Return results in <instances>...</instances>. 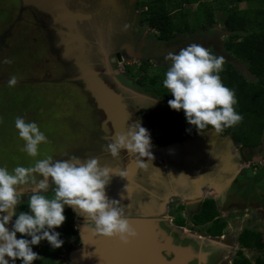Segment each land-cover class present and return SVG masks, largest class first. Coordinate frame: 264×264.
<instances>
[{
    "label": "flooded vegetation",
    "instance_id": "obj_1",
    "mask_svg": "<svg viewBox=\"0 0 264 264\" xmlns=\"http://www.w3.org/2000/svg\"><path fill=\"white\" fill-rule=\"evenodd\" d=\"M68 6L73 11L75 9L78 11H82L84 14L93 15L92 19L85 24V28L94 29L97 34L101 36V38L105 39V46H103L105 53L99 54L98 57V68L100 69L102 74H107L113 77L115 75V72L113 70L109 71L106 63L110 62L109 65H114L116 63L121 64L122 62L126 61L127 56L137 59L141 62V64H147L152 60H156L160 62L163 67H167V63L171 62L165 59L167 54L166 56H161L160 53L163 46H168L167 43L172 42L173 39L166 41L161 39L160 37L154 38L148 32H146L148 34L143 35L142 26L140 23V21L142 22V17L136 11V1L69 0ZM22 25H25V28L27 29H24ZM54 25L55 21L49 14L40 11L35 7L26 6L23 3V0H0V97L8 95V93L14 89H17L19 90L18 92L22 93L27 87H32L33 89H35L38 86L53 84L71 86L75 90V95L71 97V101H69L70 103H68V106L57 108V106L49 105L45 107L47 109L45 114L51 115L49 120L55 117V120L52 121L53 124L67 123L70 124L73 128L71 130H69V128H62V130H68V139L71 143V146L61 156L55 155L53 159L67 160L70 158V156L76 155L83 161L87 158L98 157L101 166L110 168L112 170V173L114 174L112 176L110 185H108L106 188L107 196L110 199L119 200L120 203L124 206L132 204L130 212H128L126 209V213L131 219L130 223L135 226V224H138L139 221H142V219H144V217L142 216V211L149 205H151L152 200L149 199V197L153 198V195L149 192L141 191L140 193L136 192L131 201H126L124 199L121 200L119 193L128 184V181L125 177L121 178L117 174L121 170H126L128 174V168H135L136 158L129 154L127 151H121L119 158L116 159L113 158L110 153L104 151V147L110 140H112L109 139L108 134L109 130L112 131V127L110 123L106 122V114L102 110L98 109L97 105L94 103L91 97L84 93V91H82L78 85L70 82L61 83L56 81L63 78L64 76L71 75L74 72V69L62 60V51L59 47L60 38ZM34 29L41 30V37L35 31L36 34H33L30 40L31 44H28V42H25L23 39L25 38L26 33L29 30L31 31ZM28 34L31 36V33L28 32ZM216 43L217 42H214V40L208 39L207 37L206 39H202L200 37L199 40L193 39L190 43L188 42L186 43V45H182L180 49L185 48L191 44H200L203 46H209L212 50H215V53H219L218 45H216ZM180 49H178L176 53H178ZM4 53H7V55H4ZM49 56L53 58L52 61H50ZM4 58L10 59L12 63H4ZM33 64L35 68H33ZM170 66L171 64H169V67ZM39 69H41L42 71ZM110 72L113 74H111ZM13 75L17 76L18 83L14 87H9L8 81ZM111 77L105 76L104 80L116 92L122 93L127 103L129 104V109L132 112L133 117L140 114L138 110H140L143 106L153 107L151 105L154 103L153 96L144 93V91L142 90H140L138 93L137 91L133 90V88L131 90H127L129 94L127 96L117 89V83L114 81L115 78L113 77L114 79H112ZM119 77L121 79L122 75ZM46 90V88H43L41 89L40 93L46 95L47 92H49L56 97L61 94L60 91ZM79 91L84 96L83 103H80L77 98L74 99V97L80 94ZM40 93L37 95H29L28 98L31 100H35L39 96H41ZM150 101H152V103ZM2 108L3 107L0 105V114L2 113ZM36 108L43 109L42 106H38ZM63 111L65 112V114H63ZM68 113L70 114V116L68 115ZM73 115L74 123L72 122ZM76 118L78 119L77 121ZM141 121V126L146 128L150 133L152 142L151 151L153 153L154 159L152 161V164L151 162H148L149 166L147 170L141 168L138 169L135 179L142 185H144L145 188L150 189L149 191L154 189L149 188L146 184L148 182L151 183L153 180H157V182L159 180L167 181L169 184L172 183V185L177 186L181 184L180 180H184L185 178L188 179L193 176H202L203 178H205L208 176V172L211 173L214 171V167L210 166L211 168L209 167L208 169V165L215 163V160L220 159V156L222 155L219 149L211 152V155L205 154L202 151L203 148L200 147L202 142L201 140L207 137L204 132L201 134L200 131H197L193 136L194 141H198L200 144L196 142L195 144L193 143L194 146L191 148L175 152L174 149L177 145L173 144L168 146H161L158 141L161 133L160 131L158 132L157 127H155L153 124H147L143 122V120ZM42 124L43 121H41L39 126L41 132H43ZM110 134L112 135V133ZM170 146L173 147L169 151L163 152L162 148H168ZM240 152L241 151H239V153ZM212 153L214 154V156L212 155ZM242 154L244 156V159L248 160L247 162H250L252 160V157L248 156L246 150H242ZM142 159L145 163L147 162V157H144ZM234 160L235 159L233 158L232 162H234ZM236 163L239 164V161ZM156 168H158L159 170ZM249 169H252L251 165L247 166V170ZM130 171L133 172L136 170L131 169ZM36 175L38 179H43V177H39L38 174ZM24 186H29L31 188V185ZM52 187L55 186L53 185ZM232 188L230 190H232ZM179 189L183 194L184 192H191L190 189L183 186H180ZM50 193L54 192L50 190ZM176 198H180V200H182V203L185 205L187 210H192V208H196L197 206H200L202 204L201 200H198L197 203L188 205L187 201H184L182 196H177ZM222 199L223 198L221 197V200ZM161 217L162 216L158 215L157 213H151L150 218L147 217V220H155L157 218L162 219ZM78 218H83V216H78ZM165 219L166 218L162 219V227H164V224H170V222ZM77 220L78 219L76 218L75 222ZM217 220L219 219L217 218ZM172 221L175 222L177 221V219L174 218ZM77 225L79 229L77 235L75 237L73 236L72 243L74 244L75 241H78L80 243L79 246L73 247V250L70 251V264H74L71 258L72 254L82 248L80 232L82 223H77ZM88 226L90 227V222L88 223ZM174 237L175 240L178 241H176V243L179 244L182 242L184 243L182 245H192L197 249L198 253H203L202 261L198 259L190 264H225V261L223 259V252H225L226 250L225 246L221 247L223 245H219L218 247H216L212 245L213 243H211L209 245L205 244L204 247H199L201 244L200 242L194 243L189 238H186L182 241L178 237ZM209 238L212 237L209 236ZM126 252L125 254L123 253V255L132 257V249ZM119 264H126L125 257L122 261H120ZM232 264L234 263L232 262Z\"/></svg>",
    "mask_w": 264,
    "mask_h": 264
},
{
    "label": "clouds",
    "instance_id": "obj_2",
    "mask_svg": "<svg viewBox=\"0 0 264 264\" xmlns=\"http://www.w3.org/2000/svg\"><path fill=\"white\" fill-rule=\"evenodd\" d=\"M165 59L171 61V66L163 85L174 97L168 104L173 110H183L188 124L201 133L210 126L219 134L243 121V116L234 107L238 103L235 90L225 86L219 75L226 62L224 56L214 55L203 45L191 44L176 54L169 52ZM4 63L12 61L5 59ZM17 83L18 78L13 75L8 86L14 87ZM15 127L19 137L25 141L21 150L37 157L40 154L39 145L48 142L46 135L37 123L26 122L21 117L15 119ZM151 148L150 133L137 120L126 133H116L115 139L107 143L104 151L116 159L121 151H127L136 158L138 168L147 170L148 162L152 164L154 159ZM144 157H147L146 163L142 159ZM36 174L43 179H38ZM113 175L110 168L101 166L98 157L82 161L76 155L67 160H54L47 155L33 166H17L11 172L6 166L0 167V264H9V259L5 257L10 258L12 264L17 259L23 264H33L41 257L32 246L39 245L43 240L54 249L60 248L64 241L54 229L66 220L65 206L72 207L76 215L90 222L95 235L118 238L125 245L137 238L138 232L126 213V209L130 212L132 204L124 206L106 194ZM117 175L124 178L127 172L121 170ZM24 185L32 186V194L28 198L29 211L17 213V206L24 195L18 189ZM50 190L54 192L52 198L43 194ZM13 217L15 221L9 230L6 225ZM17 233L31 239L17 238Z\"/></svg>",
    "mask_w": 264,
    "mask_h": 264
},
{
    "label": "rangeland",
    "instance_id": "obj_3",
    "mask_svg": "<svg viewBox=\"0 0 264 264\" xmlns=\"http://www.w3.org/2000/svg\"><path fill=\"white\" fill-rule=\"evenodd\" d=\"M137 3L136 11L139 13V15L142 17V32L143 35L150 33L151 36L154 38H159L160 33L156 30L150 27L147 22L144 21L143 16L148 13V9L146 5L149 3L155 1V0H133ZM220 2H227L230 7L234 6L233 2H230L229 0H209L204 1L202 3H199L198 5H192V6H184L183 8L173 9L172 5H168L169 12L172 13V16L176 20H184V16H186L188 23L193 28L192 33H186L185 35L177 34L172 42L167 43V47L162 48L160 55L166 56L169 52H174L182 47V45H186V43H190L191 40L197 39L201 37L202 39H208L214 40V42H217L216 45H218V50L220 54L219 56H224L226 61H229L235 65V67L239 70L241 74H243L248 80H256V78L250 73L248 69V65L236 60L235 58H231L228 56L227 53L224 51V43L229 38V32L226 31L225 27L221 25V23L217 24V26L214 28L215 32H210L209 30H204L202 28L203 23L205 22L203 18V12L205 11L207 6H210L212 9H215L217 12L216 20L224 21L226 18V13L220 8ZM145 5V6H144ZM247 3L241 4V8H246ZM18 17V16H16ZM20 24V23H18ZM27 26V25H26ZM24 29L25 25H22ZM217 30V31H216ZM36 33L41 37V30H29L28 32L31 33V36L26 33L25 38L23 39L25 42L30 43V40L32 38L33 34ZM148 32V33H146ZM206 32H210V35ZM20 34V33H19ZM214 34L218 35L215 36ZM95 40L97 43H99L101 46L104 45V40L101 38L100 35L95 32ZM203 36V37H202ZM206 36V37H205ZM215 38V39H214ZM162 47V46H161ZM206 48L211 49L209 46H204ZM104 49V48H103ZM212 50V49H211ZM163 51V52H162ZM3 52V51H2ZM212 52L215 53V50H212ZM217 54V53H215ZM4 55H7V53ZM50 57V61H52V57ZM5 59V58H4ZM44 62V61H43ZM110 63V62H109ZM169 64L171 62L167 63V67H169ZM47 65V64H46ZM46 67V66H45ZM167 67H163L160 62L156 60H152L150 63H143L141 64L140 61H138L135 58H130L129 56L126 57V61L122 62L121 64H110L111 71L113 70L115 75L113 77L103 74V77H111L114 79V81L117 83V89L121 92H123L125 95H129L127 90H133L137 91L139 93L140 90L144 91V93L149 94L154 97V103L151 104V106H143L138 112H140L139 115H136L135 117L132 116L130 120V124L135 123L137 120L147 123V124H153V121L151 119L150 114L153 112H156L160 108H163L167 104V98L169 97V90L166 89L163 85V80L166 78V72L168 70ZM33 68H35L33 64ZM38 68V66H37ZM41 70V69H39ZM38 70V71H39ZM97 70L100 71V69L97 66ZM42 71V70H41ZM101 72V71H100ZM14 74V73H13ZM121 79L119 76H121ZM42 76V75H41ZM57 83V82H55ZM77 85V84H76ZM48 86V87H46ZM46 86H38L35 89L32 87H27L25 90L21 93L18 92L19 90L14 89L8 93V95H5L3 97H0V105L2 108V113L0 114V167H7L8 170L11 172L15 167L17 166H23V167H30L35 164V162L39 159L45 158L47 155H51L53 158L55 155L61 156L63 153L66 152V150L71 146V143L68 139V130H62V128L66 129L69 128V130L73 129L70 124L67 123H60V124H53L52 121L55 120V117H51V115L45 114L47 109L45 107L49 105L57 106V108H63L65 106H68L69 101H71V97H73L74 89L71 86L68 85H62V84H53V85H46ZM47 89L46 91H60L61 94L56 97L53 96L51 93L47 92V94L40 93L41 89ZM54 89V90H53ZM82 90V89H81ZM83 91V90H82ZM41 94L37 99L31 100L28 98L29 95L32 94ZM59 93V92H58ZM80 94H78L75 98L80 103L84 102V96L79 91ZM85 93V92H84ZM87 94V93H86ZM88 95V94H87ZM92 99V98H91ZM37 100V101H36ZM152 103V101H150ZM38 106H42L43 109L36 108ZM61 113V112H60ZM70 113V112H69ZM68 115L70 116V114ZM63 114L65 112L63 111ZM17 117L23 118L26 122H35L37 123L38 127L40 126L41 121H43L42 129L43 133L47 137V143H42L39 145V155L37 157H31L26 152L22 151L21 149L25 145V141H23L19 137L18 129L15 127V119ZM78 119L76 118V121ZM52 122V123H51ZM72 122L74 123V115ZM154 125V124H153ZM154 128V127H153ZM158 132L160 131L157 128ZM209 132H214V130H210ZM209 132H204V134H209ZM202 134V133H201ZM192 137L191 139H193ZM213 139L216 144L223 143L227 144L228 152L226 159L228 160V163L232 164V159L234 158L235 164H238L236 162L239 161V164L241 163L242 166H250L252 169L247 170L246 174H248L249 177H242L240 179L241 183H248L245 185V187L242 188L243 196L239 194V196H242L244 200H247L249 203L248 205H243V203H239L237 198V192L234 187L231 189L232 185L229 186L228 190L222 195V200L219 195H217V203H218V211H219V217L218 219L220 222H223L226 224V227L224 229V234L220 236L219 238L212 236L209 229L212 227L213 223L210 224H202L199 225L196 222V217L201 211V206H197L196 208H192V210H187L185 205L182 203V200L180 198H176L178 195H180L182 192L179 189L180 186L172 185V183H168L167 181H158L153 180L151 183H147L146 185L154 190H159L161 197H163V200H160V208L158 209L159 215L162 216L161 218H166L165 220L169 221L170 224H164V229H166L169 233H171L173 236L178 237L180 240H185L186 238H189L194 243L197 242H203L204 244H200L199 247H204L205 244H211L213 246L218 247L219 245H223L221 247H226V250L223 256V259L225 261V264H232L234 263L237 258H239V251H243L244 255L247 256L249 260H251L253 263L256 262L257 258L260 256H264V252H259L256 249H249L244 248L241 244V239H250V237L247 236V232H258L262 234V238L264 241V205L261 207L256 206L257 204L264 201V198L261 197L262 190L264 188V132L261 136V140L259 142V145L261 146L256 149L255 151H248L250 154L249 156L252 157V160L250 162H247L248 160L244 159V156L242 152H237L234 148H231L234 144L237 146L236 143H234V139L231 135L225 134V132H221L219 134L214 135H208L207 139ZM254 138H257V134H254ZM234 143V144H233ZM215 144H211L210 146L214 148ZM240 150V147L237 146ZM235 150V151H234ZM235 166L229 173L228 171V179H231V177L237 176V168L239 166ZM226 167L229 169V166L226 165ZM226 168V169H227ZM236 178V177H235ZM233 179V178H232ZM208 187V190L211 189V187L214 189V185L211 183V181L206 180ZM239 182V181H238ZM203 183V182H202ZM206 183L202 184L205 185ZM161 185V186H160ZM210 185V186H209ZM204 188L203 186H201ZM240 187L237 189L239 191ZM32 186L31 188L28 187H21L18 189L19 192L24 193V195L21 197V203L17 206V211L19 207L28 202V198L31 196L32 192ZM202 190V189H201ZM207 189L204 188V192L194 193L192 199H190L189 202L197 201L201 199V197L204 196H211L210 190L209 192H205ZM229 192V193H228ZM236 192V193H235ZM228 193V194H227ZM48 194L46 195L48 198L54 197V193H44ZM213 194V193H212ZM170 200V203L165 202V198L167 197ZM248 198V199H247ZM149 199L152 200V198L149 197ZM187 201V199H185ZM199 207V208H198ZM65 208H72L70 206H65ZM73 212V210H72ZM76 214V213H75ZM77 219L78 215H76ZM176 218L183 219L184 224L183 226H179L177 224V221L173 222L172 220ZM84 220V219H83ZM15 217H13V220L6 225V227L11 230L12 224H14ZM172 222V223H171ZM174 226V227H171ZM76 228L79 229L78 225H76ZM182 229V230H181ZM217 230V229H215ZM78 232V231H77ZM187 232V233H186ZM184 234V235H183ZM251 233H248L250 235ZM252 235V234H251ZM211 236L212 238H209ZM204 237L206 240L199 241L198 238ZM208 237V238H207ZM198 239V240H197ZM255 240V239H254ZM66 243V249L64 255L61 257V259L58 260V262H62V264H70V251L73 250V247L79 246L78 241L73 242V237L67 238L65 240ZM177 241V240H176ZM178 242V241H177ZM184 244V243H179ZM216 244V245H215ZM199 245V244H196ZM6 259H9V264H12V261L10 258L5 257Z\"/></svg>",
    "mask_w": 264,
    "mask_h": 264
},
{
    "label": "trees",
    "instance_id": "obj_4",
    "mask_svg": "<svg viewBox=\"0 0 264 264\" xmlns=\"http://www.w3.org/2000/svg\"><path fill=\"white\" fill-rule=\"evenodd\" d=\"M204 1L209 0H155L146 5L148 13L143 16V19L150 27L160 33L161 39L172 40L177 34L192 33L193 28L188 23L186 16L181 21L174 19L172 13L169 12L168 5H172L173 9L181 10L180 8L184 6L198 5ZM229 1L233 2L234 6L230 7L227 2H220V8L225 11L224 14L226 13L224 21L216 20L217 12L215 9L210 6L206 7L203 12L205 22L202 28L214 33V28L218 23H221L229 32V38L223 44L225 53L229 57L247 64L250 73L256 78L253 81L248 80L229 61L225 62L223 71L219 74L223 84L235 90L238 103L234 107L236 112L243 116L241 123L226 128L224 132L231 135L235 143L241 148L255 151L261 146L259 142L264 132V0ZM243 3L248 4L246 8H241ZM210 32L206 33L210 35ZM212 53L217 56L220 55ZM172 99L174 97L170 93L166 106L150 114L154 126L160 129L161 134L158 141L161 146L185 142L198 131L194 126L188 124L183 110L176 111L170 108L168 101ZM209 130H212L210 126L202 131L207 132ZM254 134H257V138H254ZM28 211L27 202L19 207L17 213ZM64 215L66 220L63 225L54 229L60 233V239L64 241L63 245L54 249L46 240L41 241L39 245H33V251L41 257V259L33 261V264H62L58 260L65 253V240L77 235L76 214L70 208H65ZM219 215L215 200L208 199L202 204L196 222L199 225L213 223L209 231L213 232L211 233L212 236L220 237L224 234L226 224L217 220ZM177 224L183 226L184 220L178 219ZM248 233L252 235H248ZM246 234V237H250V239L240 240L243 247L264 252L262 234L255 231ZM17 238L31 239L28 236L22 237L19 233H17ZM238 253L239 258L235 260L234 264H264V256L258 257L253 263L244 255L242 250ZM15 264H23V262L17 259Z\"/></svg>",
    "mask_w": 264,
    "mask_h": 264
},
{
    "label": "water",
    "instance_id": "obj_5",
    "mask_svg": "<svg viewBox=\"0 0 264 264\" xmlns=\"http://www.w3.org/2000/svg\"><path fill=\"white\" fill-rule=\"evenodd\" d=\"M68 2L69 0H23L26 6L35 7L49 14L55 21L54 26L60 38L59 47L62 51V60L74 69L71 75L64 76L56 81L77 84L92 98L98 109L106 114V122L110 123L112 127V131H108L109 139L114 140L116 133H126L128 131L133 114L122 93H118L111 88L104 80L103 74L97 70L99 54L105 53V51L103 46L95 40L96 31L92 28H85V24L92 19L93 15L84 14L82 11L75 9L73 11L68 6ZM106 64L108 70L111 71L109 63ZM214 134L216 133L209 132L206 135ZM209 140H206L207 146ZM196 142L198 141L189 139L183 143L175 144L177 146L174 150L175 152L186 150L193 147ZM172 147L162 148L163 152L169 151ZM221 155L220 159L215 160L216 162L214 161L215 163L208 165V169L210 166L214 167L213 169L218 175L216 176L217 186L225 192L236 177L235 175V177L228 179V171L230 173L237 164L234 162H232L233 165L229 164L226 159L227 154L221 153ZM227 157L230 156L228 155ZM226 165L229 166V169ZM130 170L128 168V174L125 176L128 181L127 191L124 187L119 193L120 198L123 195L124 200L131 201L134 194L141 191L149 192L153 195L151 205L142 211L144 219L135 224L136 227L134 226L138 235L143 236L145 239L140 242H136L133 239L132 242L139 243V245H136L137 248L134 252L132 251V257H127L123 253L125 254L126 251H130L132 248L123 250L125 244H122L118 238L107 239L106 237L95 235L88 226L89 222H86L83 217L76 221L78 224L82 223L80 228L82 248L72 254L71 258L74 264H119L124 257L126 264H190L198 259L202 261L203 253H198L194 246L176 243L175 237L162 227V219L147 220V217L150 218L151 213L159 215L156 207L159 205L160 200H163V197H161L162 195H160L159 191H149L150 189L145 188L144 185L135 180V171L131 172ZM207 174L206 180L210 181L212 174L209 172ZM212 184L214 185V183ZM178 186L184 187L186 185L181 183ZM193 196L192 194L191 197ZM168 201L167 195L165 202L168 203ZM200 243L204 244L203 242ZM131 245L133 246V243Z\"/></svg>",
    "mask_w": 264,
    "mask_h": 264
},
{
    "label": "crops",
    "instance_id": "obj_6",
    "mask_svg": "<svg viewBox=\"0 0 264 264\" xmlns=\"http://www.w3.org/2000/svg\"><path fill=\"white\" fill-rule=\"evenodd\" d=\"M62 83H65V82H62ZM201 140V139H200ZM206 140H207V137H205L203 140H201L202 142H201V145H200V147H202L203 148V150L202 151H204V153L205 154H209V155H211V152H214V151H216V149H219V151L221 152V153H224V154H227V152H228V147L229 146H227V144H223V143H219V144H216V142H214V140L211 138L210 140H209V143H208V146L206 145ZM197 143H199V142H197ZM235 143V142H234ZM233 143V144H234ZM200 144V143H199ZM211 144H215L214 145V148L213 147H211L210 145ZM238 146V145H237ZM237 146H235V144L231 147V148H234L235 150H237V152H239V151H241L242 152V150H246V152H247V154H248V156L250 155L249 153H248V151H253V150H248V149H245V148H241V146H239L240 147V150H239V148L237 147ZM234 150V151H235ZM212 155L214 156V154L212 153ZM221 162V161H220ZM238 165V164H237ZM241 163L239 164V166H238V168H237V171H236V173H237V176H236V178H235V180L233 181V183H232V187H233V185H235L236 187H235V189H233V190H236V192H237V198H238V201H239V203H243V205L245 204V205H248L249 206V203H248V201L247 200H244L243 199V191H242V188L243 187H245V185H247L248 183H241V181H240V179L243 177H249L248 176V174H246L247 172V166H242L241 167ZM219 169H220V167H219ZM215 170V169H214ZM220 171H221V169H220ZM216 171H213V172H211V179H210V181H211V183H214V189L211 187V189H209L210 190V193H211V196H204V197H201V203L203 204L206 200H208V199H214L215 200V202L217 203V195H219L220 197H222V195L226 192H223L222 190H220V188H218V186H217V181H216V176H218L216 173H215ZM215 174V175H214ZM219 174V173H218ZM220 175V174H219ZM181 182L180 183H184V185H186V186H184L185 188H188V189H190V191L191 192H184V194L183 193H181L180 195H178V196H182L183 197V200L184 201H186L185 199H187V204L189 205V204H193V203H196V202H193V203H191V202H189L190 201V199H191V196H192V194H194V193H192V192H195V193H199L200 191L201 192H204V188L205 189H207L205 192H209V190H208V188H210V187H208V185H207V182H206V177L205 178H203L202 176H200V177H197V176H193V177H191V178H185L184 180H180ZM239 181V182H238ZM203 182V183H202ZM204 183H206L205 185H202V184H204ZM201 186H203L204 188H202ZM210 186V185H209ZM231 186V185H230ZM231 187V188H232ZM240 187V189H239V191L237 190L238 188ZM202 189V190H201ZM235 192V193H236ZM213 193V194H212ZM239 194H241L242 196H239ZM261 197L262 198H264V188H263V190H262V193H261ZM248 199V198H247ZM168 203H170V200L168 201ZM201 204V205H202ZM200 205V206H201ZM217 205H218V203H217ZM262 205H264V201H262L261 203H259V204H257L256 206H259V207H261ZM160 208V204L156 207V209H159ZM218 209H219V207H218Z\"/></svg>",
    "mask_w": 264,
    "mask_h": 264
},
{
    "label": "bare ground",
    "instance_id": "obj_7",
    "mask_svg": "<svg viewBox=\"0 0 264 264\" xmlns=\"http://www.w3.org/2000/svg\"><path fill=\"white\" fill-rule=\"evenodd\" d=\"M132 170L133 169H135L136 171H135V174H137V172H138V167H137V165H135V168H131ZM136 180V179H135ZM117 239V238H116ZM143 239H145L143 236H140V235H138V238H135L134 240L137 242H140V241H143ZM200 240H202V241H204V240H206L204 237H200L199 238ZM146 242V241H145ZM131 243H133V246L131 245ZM128 246H125L124 245V249L123 250H128V249H131L132 248V251L134 252L135 251V249L137 248V246L136 245H139V243H135V242H130L129 244H127Z\"/></svg>",
    "mask_w": 264,
    "mask_h": 264
}]
</instances>
